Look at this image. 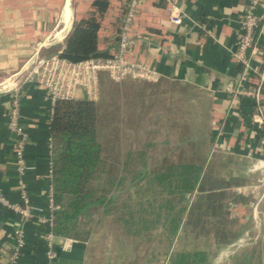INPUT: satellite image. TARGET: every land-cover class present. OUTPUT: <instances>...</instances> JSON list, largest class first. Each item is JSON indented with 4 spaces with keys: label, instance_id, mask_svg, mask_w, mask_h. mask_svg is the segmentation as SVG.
<instances>
[{
    "label": "crops",
    "instance_id": "1",
    "mask_svg": "<svg viewBox=\"0 0 264 264\" xmlns=\"http://www.w3.org/2000/svg\"><path fill=\"white\" fill-rule=\"evenodd\" d=\"M92 1L0 0V192L10 202L21 203L20 182H23L34 207L31 215L25 218L0 205V264H6L14 252L19 232L24 245L16 264L89 263V239H74L69 247L62 248L64 238L54 235L55 255L51 259L46 255L45 236L50 228L41 218L49 214L50 101L44 98L42 88L30 83L21 85L20 114L27 133L24 154L27 163L33 166L23 175L18 174L14 161V136L8 128L6 104L7 90L19 85L17 80L9 78L34 54L50 55L61 50L74 23L87 14ZM248 1L186 0L181 3V22L176 24L171 21L164 0H147L139 6L131 26L130 36L134 43L128 57L142 61L158 73L159 82L149 83L148 87L158 90L161 96L166 92L161 93V90L168 84L207 94L211 153L224 152L246 161L245 172L249 174L245 177L254 184L251 190L259 196L256 212L264 220V169L254 168L261 148V132L252 123L254 106L249 99L233 102L224 92L226 84L239 74L232 51ZM261 5L264 8V0ZM118 15V1L114 0L109 20H115ZM104 33L107 34L103 31L99 36L102 48ZM253 64L258 65L256 59ZM156 90L151 92L152 97L158 95ZM75 98H86L85 91L78 90ZM253 212L243 217L240 237L248 229L253 230L246 225L252 223Z\"/></svg>",
    "mask_w": 264,
    "mask_h": 264
},
{
    "label": "trees",
    "instance_id": "2",
    "mask_svg": "<svg viewBox=\"0 0 264 264\" xmlns=\"http://www.w3.org/2000/svg\"><path fill=\"white\" fill-rule=\"evenodd\" d=\"M115 1H118L119 11L115 20L108 17L114 0L92 1L87 14L74 23L60 57L79 62L111 55L119 41L122 20L130 2ZM103 31L107 34L103 35L102 48L99 36ZM105 79L103 72L102 84ZM105 131L97 101L71 98L55 102L50 120L51 231L55 236L87 240L88 232L76 226L79 217L91 208L98 209L102 215L108 214L114 206L118 209V200L113 196H118L122 187L130 192L134 184L140 182H144L149 195L131 201L138 210L124 201V212L119 216L127 236H138L159 225L176 230L183 223L196 237L209 236L216 244L230 245L240 237L243 217L251 214L255 205L258 209L259 196L251 190L254 184L249 178L220 175L214 170V162L207 159L204 147L209 131L200 133L198 139H179L176 151L163 153L155 162L147 160L146 145L122 152L120 136L119 140L106 139ZM131 166L137 169L134 176L131 175L136 183L125 184ZM155 199H159L154 202L158 206L153 210ZM154 211L157 214L153 217ZM172 262L205 264L207 253L183 252Z\"/></svg>",
    "mask_w": 264,
    "mask_h": 264
},
{
    "label": "rangeland",
    "instance_id": "3",
    "mask_svg": "<svg viewBox=\"0 0 264 264\" xmlns=\"http://www.w3.org/2000/svg\"><path fill=\"white\" fill-rule=\"evenodd\" d=\"M157 82L159 80L115 82L106 74L105 84L99 80V93L95 99L100 105L102 128L107 129L103 136L113 141L120 136L122 152L146 145V158L151 162L163 153L176 151L179 139H198L200 133L208 132L211 127L207 94L202 90L168 84L161 90V93L166 91L161 96L158 90L148 87L149 83ZM155 90L158 95L152 97L151 92ZM205 138V155L215 162L213 166L218 174H249L245 172L247 163L244 159L224 152L211 153L208 135ZM136 170L131 166L125 184L134 182L131 175L134 176ZM136 184L130 192L122 187L118 196H113L118 200V209L114 206L112 211L110 209L108 214L102 215L98 209L91 208L79 217L76 226L87 231V239L90 240L88 264H174L172 260L178 254L198 250L207 253L205 264H264V220L254 209L253 225L251 222L246 224L247 228H253L254 233L248 229L228 246L216 244L209 236H194L183 223L176 230H167L159 225L138 236H127L124 223L119 219L124 212L123 202L138 210L132 202L149 195L144 182ZM129 193L133 196H128ZM154 197L157 198L151 196ZM158 200L152 202L153 210L157 205L154 202ZM156 214L154 211L153 217Z\"/></svg>",
    "mask_w": 264,
    "mask_h": 264
},
{
    "label": "built area",
    "instance_id": "4",
    "mask_svg": "<svg viewBox=\"0 0 264 264\" xmlns=\"http://www.w3.org/2000/svg\"><path fill=\"white\" fill-rule=\"evenodd\" d=\"M147 0H130L127 12L122 20L119 41L115 51L108 57L89 58L79 62H72L60 57L61 50L50 54H34L23 67L11 78L17 80L19 85L8 89L9 98L6 104L8 128L13 133L12 148L14 161L19 175L33 169L27 163L24 148L27 141L26 127L20 114V91L24 83L34 84L43 89L44 98L50 101L52 109L57 100L75 98L78 90H84L88 99L95 100L99 93V80L101 73L108 74L115 82L123 80H144L156 82L158 73L142 61L130 59L128 52L134 40L130 36L131 26L136 17L138 8ZM168 5L170 19L173 23L181 22V3L186 0H164ZM262 0H249L240 19V32L237 43L232 51V57L239 66L237 78L229 81L224 92L231 96L233 102L239 103L241 99H249L253 103L254 113L252 123L255 129L261 132L259 140L260 152L254 163L255 169H264V8ZM257 60V66L253 64ZM21 203L10 202L0 192V205L4 206L22 217H29L34 207L30 204L26 188L20 182ZM264 195V177L262 178ZM49 214L41 218V222L50 228L45 236L47 244L46 255L49 259L55 253L54 234L52 226V186L49 192ZM256 211V205L254 206ZM18 243L6 264H16L24 245L22 233H18ZM74 239L64 237L61 247H69Z\"/></svg>",
    "mask_w": 264,
    "mask_h": 264
}]
</instances>
